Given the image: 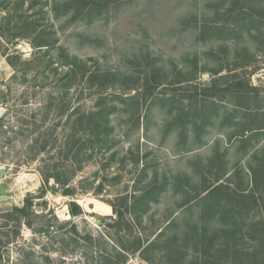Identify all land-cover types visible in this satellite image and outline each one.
<instances>
[{"label":"rangeland","instance_id":"374dc122","mask_svg":"<svg viewBox=\"0 0 264 264\" xmlns=\"http://www.w3.org/2000/svg\"><path fill=\"white\" fill-rule=\"evenodd\" d=\"M18 4L0 6V264H264V0Z\"/></svg>","mask_w":264,"mask_h":264},{"label":"trees","instance_id":"16d2710c","mask_svg":"<svg viewBox=\"0 0 264 264\" xmlns=\"http://www.w3.org/2000/svg\"><path fill=\"white\" fill-rule=\"evenodd\" d=\"M5 1L6 0H0V6H1V4H4L5 3ZM25 0H19V4L17 5V6H20L23 2H24ZM90 77V80H92L93 81V83L95 82V78L97 77L96 76V74L95 73H91V75L89 76ZM107 78V77H106ZM106 78L104 79V81L101 83V84H103V85H105V80H106ZM128 100V99H127ZM123 102H125V99H123ZM108 114H109V112H108V110H106L104 107L103 108H101L98 112H97V116L98 117H108ZM91 117H94V115L93 116H91ZM93 125L95 126H97V122L96 123H93ZM255 174V173H254ZM53 177V176H52ZM49 178H50V176L49 175H46L45 176V179L47 180V181H49ZM58 179H61L60 178V176L59 177H57ZM99 187L100 188H102V185H99ZM222 188V185H217V186H215L213 189H211L210 190V192L208 193V194H210V195H213V194H215V193H217L218 191H220V189ZM66 193H70V189H67L66 191H65ZM160 194H161V188H159L157 185L156 186H150L149 188H147V189H145L140 195H135V197H134V199H135V202H134V206H138V207H143V206H147L148 204H149V200L150 199H154V200H158L159 199V196H160ZM242 195V199H244V200H247V202L249 203V205H250V203L252 202V201H257V197H256V195H255V193L253 192V191H249V192H247V193H245V191H243L242 193H241ZM210 195H208V196H210ZM33 205V202H32V200H30V198L28 197L27 199H26V202H25V204H24V206H22V207H19V206H16L15 207V211H14V213L16 214V213H22L21 215H19V217L17 218V219H15V220H17L16 221V227H17V229H15L14 231V236H16L19 232H20V229H19V226H20V224L22 223V216H28V212H30V210H31V206ZM113 206V208H114V211L118 214V215H120V216H122L124 213L122 212V211H120V210H118V208H117V206L114 204V205H112ZM243 207H244V204H237V205H234V207L232 208V209H228V211H231V210H233L234 212H237L239 215H243V213H241L242 212V209H243ZM248 207V206H247ZM135 208V207H134ZM70 209H71V212H72V214L73 215H78V214H80L81 212H82V208L80 207V205L79 204H77L75 201L74 202H72V203H70ZM128 209V208H127ZM249 210H251V208L250 207H248L247 209H246V212H248ZM242 217H244V215L242 216ZM25 219H26V217H24ZM10 221V220H9ZM8 221V222H9ZM27 223V222H26ZM28 224H29V222H28ZM229 230H231V231H233L234 230V228H235V224H233V225H230L229 227ZM206 235H208V233L206 232L205 233ZM221 238H223L222 240H221ZM231 235L229 234V233H225L223 236H220V235H217V236H215L214 238H209V239H207V237H205V236H203V240H206V241H208V242H210V244H211V246H213V248H215V246H217V243H220L221 245H223V246H227V247H229V245H230V241H231ZM143 246V243L142 242H140L139 244H138V246H137V249H140L141 247ZM260 252V251H259ZM258 251H255V252H253L251 255H250V263L249 264H258L260 261L258 260V258H259V255H258V253H259ZM260 254V253H259ZM204 256H205V259H204V264H218V263H216V262H213V261H209V257L211 256V253L210 252H208V253H205L204 254Z\"/></svg>","mask_w":264,"mask_h":264},{"label":"water","instance_id":"95a60500","mask_svg":"<svg viewBox=\"0 0 264 264\" xmlns=\"http://www.w3.org/2000/svg\"><path fill=\"white\" fill-rule=\"evenodd\" d=\"M6 175V171L3 169H0V177H4Z\"/></svg>","mask_w":264,"mask_h":264}]
</instances>
